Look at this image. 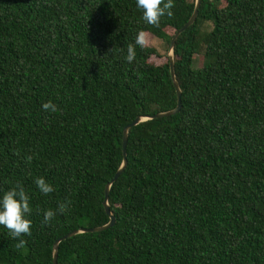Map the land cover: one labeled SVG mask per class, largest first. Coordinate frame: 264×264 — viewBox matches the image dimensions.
Instances as JSON below:
<instances>
[{"label":"trees","instance_id":"trees-1","mask_svg":"<svg viewBox=\"0 0 264 264\" xmlns=\"http://www.w3.org/2000/svg\"><path fill=\"white\" fill-rule=\"evenodd\" d=\"M194 5L154 27L136 0H0V198L19 182L33 209L23 248L0 226V264H53L56 239L109 221L123 127L177 104L169 59L137 45L128 62L127 45H169ZM173 65L180 111L129 128L114 225L60 241L57 264H264V0H201Z\"/></svg>","mask_w":264,"mask_h":264},{"label":"clouds","instance_id":"clouds-1","mask_svg":"<svg viewBox=\"0 0 264 264\" xmlns=\"http://www.w3.org/2000/svg\"><path fill=\"white\" fill-rule=\"evenodd\" d=\"M136 2L138 8L142 10L143 20L154 27H159L163 17H172L173 15L174 0H136ZM147 43V33L141 30L136 36L135 43L127 45L126 60L133 62L137 55L136 46L138 45L143 49L147 46ZM42 107L46 111L57 112L59 110L57 105L52 101L44 103ZM33 159V155L25 157L27 163H31ZM34 182L39 191L44 195L55 191L54 186L47 182L44 177H37ZM71 204L72 201L69 199L61 202L56 210L48 209L44 211L43 223H50L58 212L60 214L69 212ZM32 211L30 196L19 182L11 187L10 190H7L2 198H0V226L5 227L10 237L18 241L15 245L17 249L23 248L26 244V240L21 239V237L31 236L32 234V221L28 218Z\"/></svg>","mask_w":264,"mask_h":264},{"label":"water","instance_id":"water-1","mask_svg":"<svg viewBox=\"0 0 264 264\" xmlns=\"http://www.w3.org/2000/svg\"><path fill=\"white\" fill-rule=\"evenodd\" d=\"M200 1L201 0H195V5L192 11V14L190 15L189 19L174 33V35L172 36L170 43H169V48L171 50V54H173V47H174V43L176 38L180 35L181 32H183L186 28H188L189 26H191L198 14V10L200 7ZM169 59V69H170V75L174 84V88H175V92H176V97H177V104L174 108L164 111V112H158L155 113L152 116H136L130 123L126 124L123 127L122 130V163L120 165V167L118 168V170L115 172V174L113 175L112 179L107 182V184L105 185L104 188V198H103V206L105 209V212L108 214L109 216V221L101 226H96V227H91V228H85V229H79V230H72L70 232H67L66 234L62 235L61 237H59L58 239H56L53 243V258H52V263L53 264H57V246L58 243L68 237H71L73 235H76L78 233L81 232H97V231H101L104 229H107L108 227H111L114 225L115 223V217L112 214V212L110 211L109 208V204H108V194H109V189L111 184L120 176V174L122 173V171L124 170V167L127 164V158H126V144H127V138H128V130L130 127L137 125L138 123L145 121L147 119H151V118H158V117H165L168 115H173L176 114L180 111L181 108V90L179 88L178 82L176 80L175 74H174V65H173V57L172 56H168Z\"/></svg>","mask_w":264,"mask_h":264},{"label":"rangeland","instance_id":"rangeland-1","mask_svg":"<svg viewBox=\"0 0 264 264\" xmlns=\"http://www.w3.org/2000/svg\"><path fill=\"white\" fill-rule=\"evenodd\" d=\"M209 27H210L209 24H204L202 26V29L207 30L209 29ZM169 32H172V31L169 30ZM147 40H148L147 46L155 47L160 54L159 56H156V55L151 56L150 62L154 64H162V63L167 62L169 55L173 57V54H171L169 45H167L166 42L160 39H157L156 37L148 33H147ZM202 62H203V54H202V51H200L195 55L194 66L198 67L202 65Z\"/></svg>","mask_w":264,"mask_h":264}]
</instances>
